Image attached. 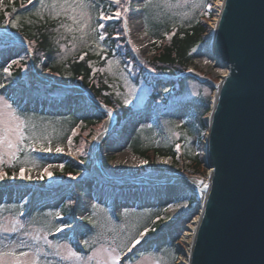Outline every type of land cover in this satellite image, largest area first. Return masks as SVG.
I'll return each mask as SVG.
<instances>
[{"label":"trees","instance_id":"1","mask_svg":"<svg viewBox=\"0 0 264 264\" xmlns=\"http://www.w3.org/2000/svg\"><path fill=\"white\" fill-rule=\"evenodd\" d=\"M3 2L5 8L0 10V29H8L27 41L36 70H39L44 60L47 61L49 73L59 82L81 86L94 99L110 108L117 116L116 127L111 132L120 127L119 137L127 142L129 151L147 160L150 154L172 159L181 155L195 166L202 165V159L197 153L202 148V133L207 130L204 116L210 109L212 87L209 86L210 95L203 97L198 94L187 101L191 105V112L182 123L177 125L174 118L180 113L184 103L177 98L185 92L188 80L193 78L184 72L205 43L203 35L207 28L202 19L206 0L188 2L183 10L173 7L167 9L161 0L146 1L142 10L145 30L153 38V52L148 60L153 68L152 74L143 73L138 67L134 52L126 45L121 19L112 18L105 21L99 19L101 14L106 17L113 16L116 6L109 0H84L87 5L84 8L80 7V0H31V2L3 0ZM86 9L91 22L83 26L76 12ZM13 22L17 25L15 28L12 27ZM100 23L105 27L99 28ZM101 34L104 35V40L99 39ZM31 67L29 63L25 65L29 75L26 82L22 66L16 67L11 73L14 84L22 93L31 94L34 91L50 95L58 89L55 85L45 86L36 83L30 71ZM105 68L107 70H103ZM1 69L0 64V83L4 75ZM127 83L133 85L144 83L152 87V94L144 107L135 110L124 101L122 90L123 84ZM116 90L119 94H116ZM76 98L84 101L81 95L59 97L56 107L60 114H47L22 108L19 103L13 102L12 98H8L15 114L21 119L24 139L17 144L20 150L17 151L16 148L14 152L16 159L11 158L0 170L7 174L16 173L21 167L27 171L29 169L42 171L51 166L52 158L35 153L33 147L40 149L62 146L79 124L78 118L84 129L93 127L106 118L107 113L95 106L93 109L96 115L85 116L83 108L76 105L75 109L70 111L69 107L74 106ZM144 111L150 117L149 123L141 124L134 129L129 127L127 122L120 126L122 120ZM78 136L80 137V133ZM74 139L77 140V137ZM195 149L198 150L197 153ZM90 154L92 153L87 156L78 155L77 161L66 160L55 176L59 178L66 175L82 176L93 171L94 158ZM152 168L141 172L143 171L145 175H154L157 169ZM78 183L79 181L76 182ZM45 185L46 179L43 177L29 195V202L34 208L32 213L25 211L28 205L13 201L0 203V213L9 212L19 216L25 211V226L43 228L48 231L52 241H65L81 255L89 254L97 246L100 229L109 227L106 226L107 222L114 223L119 220L118 215H109L104 209L102 216L92 210L86 216L77 219L76 212L79 207L76 201L82 193H77L73 187L67 186L57 188L52 186L43 190ZM56 190H62L70 200H74L75 207L69 208V205H66L59 215L54 208H42L39 205L42 196L49 193L51 195ZM189 203L191 205L187 211L188 218L195 215L199 208L195 198H190ZM151 218H147L139 226V229L148 228L149 235L131 248L127 256L131 262L137 260L144 252H155L156 249H160L162 253L165 250L171 252L173 242L178 241L177 225L164 227L160 220L152 221ZM184 220L183 218L179 220V224ZM68 225L75 226V229L66 231L64 227ZM58 226L63 230L57 231ZM136 234L128 238L127 244ZM15 236V233L0 234V251H11L18 256L21 252L31 251L36 254L38 264H56L55 257L45 255L47 253L45 246L46 251H39L40 246L35 240L28 239L26 245L18 243L13 250L8 249L7 246L13 244ZM118 237L122 238L121 235ZM78 239H81L80 243ZM85 241L88 243L85 244ZM124 249H127L126 245Z\"/></svg>","mask_w":264,"mask_h":264},{"label":"rangeland","instance_id":"2","mask_svg":"<svg viewBox=\"0 0 264 264\" xmlns=\"http://www.w3.org/2000/svg\"><path fill=\"white\" fill-rule=\"evenodd\" d=\"M114 2V0H112ZM147 0H120V3L116 6V11L121 12L119 18L121 19L124 30V39L126 45L137 55L138 67L144 73H153L152 66L149 65L148 60L152 55V37L148 35L144 27L143 20V6ZM163 6L167 9L183 10L188 2H195L196 0H161ZM209 9L212 12L211 18L206 20L207 30L210 29V24L215 18V12L217 8L215 4L218 0H210ZM5 8L3 0H0V10ZM128 11L125 12L124 9ZM77 18L80 19L83 26L91 22V18L88 9L85 11L79 10L76 12ZM210 41V38L206 40V44ZM10 44L0 45V64L2 65L1 73H3L2 82L0 83V133L8 135L10 139L15 142L14 133H6L5 129L9 126L14 127L16 123L22 125L21 119L13 120L10 118V110L4 107V103L10 104L8 98H12L14 101L19 103L21 107H26L37 112H44L47 114H60L61 112L56 107L57 98L62 95H66L68 91L65 87H58L56 91L52 92V97L45 96L44 94L31 92L22 93L20 88H17L12 79V71L22 66L25 82L29 80V75L25 65L30 63L31 49L27 46L25 40L11 41ZM30 50V51H29ZM16 61V63H13ZM7 68L8 72L4 69ZM221 68V69H219ZM215 67L214 62L207 58L201 51L193 58L191 64L188 67V74L194 78L188 80L186 90L183 94L178 96V101L184 102L180 108V113L174 118L175 123L178 125L186 118L191 112V105L187 102L193 97L201 96L206 97L210 95V84L217 83L219 76L221 75L222 69L227 70L225 67ZM107 70V68L103 69ZM40 75L42 72H48V62L43 61L39 67ZM49 73V72H48ZM50 74V73H49ZM36 81V80H35ZM41 82V80H39ZM42 82L46 83L42 80ZM41 82V83H42ZM38 83V79L37 82ZM123 99L133 109L138 110L146 104L150 95L152 94V87L144 83L138 84H123ZM3 92H6L4 94ZM116 94H119L116 90ZM115 94V96H116ZM69 95H71L69 93ZM213 93H211V96ZM72 97V95H71ZM152 104V102H150ZM11 105V104H10ZM74 106L69 107L70 111L77 107H82L84 115H96L95 107L92 104L82 100H75ZM13 110V108H12ZM17 116V115H16ZM108 119V116L98 122L96 125L90 128L84 129V125L79 120V124L72 135L67 138L66 142L59 146L60 152L55 151L56 147H50L51 151H43L41 154H51L52 156L69 155L72 158H76L82 155L87 156L89 153L92 158L95 159V153H98L103 158V165L105 169L112 175L121 176L120 182L99 176L97 168L94 166V172L91 175L84 176H70L55 177V174L60 171L61 165L66 161L63 158H52V164L45 170H33L24 171L23 179H21V173L16 172L9 175L4 173V178L0 180V203L3 202H22V205H28L27 209L29 213L34 211L32 204L29 202V195L32 193L33 188L39 185V182L43 177L47 180V185L43 190L52 186L57 188L59 186H67L68 188L73 187L77 193L81 192V196L76 201L77 209L76 217L80 219L86 216L90 211L99 216L104 215V211L109 215H118L119 220L114 223L107 222L105 229H100L99 241L97 246L87 255L78 254L73 250L71 245L65 241L55 242L50 239L48 231L41 227L25 226L24 216L25 210L22 215L15 216L12 213L6 212L5 214L0 213V234H16L13 244L7 246L8 249L13 250L14 246L18 243L26 245L25 242L35 240L36 244L39 245V251H46V256L50 258L55 257L56 264H96L97 259L101 264H106L107 256L103 252V249H111L118 245L123 248H133L131 242L127 244L128 238L132 237L136 232L144 231L145 228L139 229V226L146 221L147 218L154 217L153 219L160 220L164 227L171 225H177L178 241L173 242V250L170 252L165 250L163 253L160 249H156L155 252H144L140 257L131 262L128 260L127 252L120 253V264H177L178 258L180 257L182 247L181 237L184 234L186 226L196 217L195 215L187 217V211L190 210L189 197L190 193L179 184L172 182H160L156 184L137 183L134 182L136 178L142 176L143 171H148L155 167V171L159 177L160 174L164 176H171L173 173L180 176L188 177L195 176L200 178H206L207 170L202 166H195L190 160L183 158L181 155L172 159L171 157L165 156H153L150 154L149 160L144 157L133 154L128 150L127 143L119 137L120 127L116 128L114 132H111L116 127L117 119L113 123L112 127L103 133L104 121ZM127 122L129 127L136 128L141 124L149 123L150 117L147 113L142 112L137 116H129L121 121L120 126ZM22 131V129H21ZM80 133V137L78 136ZM204 136V133H202ZM77 137V140L74 139ZM101 137L100 141L97 139ZM205 141L203 137L202 142ZM89 143V144H88ZM97 146L98 151H95ZM89 149V150H88ZM16 147L13 149L7 148V143L0 145V152L3 153V161L0 162V169L3 165H7L11 159V153H14ZM88 150V151H87ZM197 153L198 150L195 149ZM130 154V155H129ZM202 157L203 147L197 153ZM153 156V157H152ZM201 174H195L193 171ZM52 173L49 177L48 173ZM97 174L99 177H95ZM152 175V174H151ZM94 176V177H93ZM75 177V179H73ZM82 177H86L84 181H80ZM79 181L78 184L76 182ZM117 183V184H115ZM77 185V188H75ZM50 189V188H49ZM42 202L39 204L42 208H54L56 214L60 213L61 209L69 205V208H74V200H70L67 194H64L62 190L53 191L52 194H44L42 196ZM71 203V205H70ZM95 205V207H93ZM199 209V208H198ZM22 216V217H21ZM183 218L184 222L179 224V220ZM105 224V223H103ZM15 226V232L5 231V229H11ZM102 227V226H101ZM138 229V230H137ZM69 231V229H67ZM121 235L122 238L118 236ZM149 233L147 232L143 237H140V241L143 238H147ZM35 237V239H34ZM139 237L135 235L134 238ZM133 238V239H134ZM81 242V239H78ZM45 246V248H44ZM76 253V256H68V250ZM28 256H18L14 254V257H19V264H26L27 261L36 259L34 252H27ZM59 253V254H57ZM95 254L96 259L88 261V256ZM129 255V254H128ZM173 256L175 260L173 261ZM14 257H2L0 258V264H15ZM79 257V259H77Z\"/></svg>","mask_w":264,"mask_h":264},{"label":"water","instance_id":"3","mask_svg":"<svg viewBox=\"0 0 264 264\" xmlns=\"http://www.w3.org/2000/svg\"><path fill=\"white\" fill-rule=\"evenodd\" d=\"M201 52L228 75L214 85L216 97L205 118L202 160L213 174L191 264H264V0H226L215 36ZM60 85L95 104L81 87Z\"/></svg>","mask_w":264,"mask_h":264},{"label":"bare ground","instance_id":"4","mask_svg":"<svg viewBox=\"0 0 264 264\" xmlns=\"http://www.w3.org/2000/svg\"><path fill=\"white\" fill-rule=\"evenodd\" d=\"M221 4V0L218 1V3L216 4L217 7H219ZM220 8V7H219ZM220 14H218V16H215V18L213 19V22L210 24V29H208L207 33L210 37L211 40H213L214 36H215V32H216V23L219 21L220 19ZM217 21V22H216ZM2 36V35H0ZM219 68V67H217ZM221 69V68H219ZM221 71V75L219 76L220 79H224L227 75L228 72L225 69L220 70ZM42 77H47L46 74H41ZM216 91L217 88L214 91L213 94V101L215 100L216 97ZM107 127L110 126L111 124V119H106L105 122ZM206 132L208 133V125H207V130ZM130 155V154H129ZM95 159H96V163H99L100 166L103 165V158L101 157L100 154H96L95 155ZM174 174V173H173ZM213 174V169H207V176L209 178L212 177ZM206 176V178H207ZM204 179L202 182L200 183L199 179L200 178H196V177H183V176H177L172 175V176H164L161 175L159 177H155V178H151V179H144V178H136L134 180V182L137 183H147V184H156V183H166V182H174L176 184L181 185L182 187H184L188 193H193L195 194L199 201H200V211L198 212V214L196 215V217L186 226V229L184 231V234L181 237V242H182V247L180 248L181 253H180V257L178 258L177 264H191V255H192V250H193V244H194V237H195V233L197 230V227L201 221V216H202V207L203 204L206 200L207 197V192L208 189L204 188V185L208 183L207 179ZM197 217H199V219H197Z\"/></svg>","mask_w":264,"mask_h":264},{"label":"snow or ice","instance_id":"5","mask_svg":"<svg viewBox=\"0 0 264 264\" xmlns=\"http://www.w3.org/2000/svg\"><path fill=\"white\" fill-rule=\"evenodd\" d=\"M31 2V0H30ZM115 3L119 4L120 3V0H114ZM125 2L127 3L128 0H125ZM87 5L85 4L84 0H80V7L81 8H84L86 7ZM125 12L128 11L127 8L124 9ZM121 16V12L120 11H116L115 12V17L116 18H119ZM113 17L112 16H105L104 14H101L99 16V19L100 20H105V19H112ZM17 25L15 22L12 23V27L15 28ZM98 27L99 28H104L105 25L103 23H100L98 24ZM95 29H93L94 31ZM104 35L101 34L99 36V39L100 40H104ZM81 59H83V57H81ZM13 63H16V61H13ZM5 72H8V69L5 68L4 69ZM127 102V101H126ZM4 107L9 109L10 112H9V115H10V118L13 119V120H19V117L16 116L14 110H12V106L10 104H7L6 102L4 103ZM5 132L6 133H14L15 134V142L13 139H10L8 137V135L4 134V133H0V145H3L5 143H7V148L8 149H13L14 147L17 148V151H19L20 149L17 147V144L19 141L23 140L24 139V136H23V133L21 131V124L20 123H16L14 127L12 126H9L8 128L5 129ZM52 149L50 147L48 148H45V147H41L40 148V151H51ZM55 151L57 152H60L61 151V148L59 146L56 147ZM11 158L12 159H16V156H15V153H11ZM3 161V153L0 152V162ZM61 168L63 167V165L60 166ZM31 169H29L30 171ZM25 171V168L24 167H21L20 168V173H21V179H23V173ZM49 177H51L52 173H48ZM4 178V173L2 171H0V180H2ZM73 179H75V177H73ZM200 183H203L202 181ZM204 188H207V185L205 184L204 185ZM93 207H95V205H93ZM57 215H59V213H57ZM197 219H199V217H197ZM91 222V221H89ZM15 226H13L11 229H5V231H11V232H15ZM63 229L61 227H57V231H62ZM154 231V229H152ZM149 231L148 228H145L144 231L140 232L139 233V237H136L134 239L131 240V244L132 246L134 247L135 245L139 244L140 243V237H143L147 232ZM35 239V237H34ZM88 242L85 241V244H87ZM129 251H131V248L129 247L128 248ZM123 251V248H121L119 245L117 247H114V248H111V249H103V252L106 254L107 256V262L106 264H120V253ZM59 254V253H57ZM5 256H8V257H14V253L11 252V251H0V258L2 257H5ZM20 256H25L27 257L28 256V253L26 252H21L20 253ZM68 256L70 257H74L76 256V253L75 252H72L71 249L68 250ZM77 259H79V257H77ZM96 259V256L95 254L93 256H88L87 257V260L88 261H92ZM14 261H15V264H19V257H14ZM26 264H38V261L33 258L32 260L30 261H27ZM96 264H101V262L97 259L96 261Z\"/></svg>","mask_w":264,"mask_h":264}]
</instances>
